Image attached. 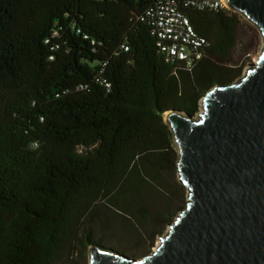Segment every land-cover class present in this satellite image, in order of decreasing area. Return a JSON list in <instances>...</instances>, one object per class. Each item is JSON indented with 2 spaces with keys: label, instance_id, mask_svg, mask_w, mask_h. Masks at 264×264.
<instances>
[{
  "label": "trees",
  "instance_id": "16d2710c",
  "mask_svg": "<svg viewBox=\"0 0 264 264\" xmlns=\"http://www.w3.org/2000/svg\"><path fill=\"white\" fill-rule=\"evenodd\" d=\"M154 2L0 0V264L84 258L102 246L99 207L165 223L178 157L163 114H194L226 82L214 58L228 59L240 15L185 9L208 42L187 70L140 19Z\"/></svg>",
  "mask_w": 264,
  "mask_h": 264
},
{
  "label": "water",
  "instance_id": "95a60500",
  "mask_svg": "<svg viewBox=\"0 0 264 264\" xmlns=\"http://www.w3.org/2000/svg\"><path fill=\"white\" fill-rule=\"evenodd\" d=\"M263 37L244 74L211 87L196 114H163L185 206L154 250L130 258L90 245L88 264H264V0H223Z\"/></svg>",
  "mask_w": 264,
  "mask_h": 264
},
{
  "label": "rangeland",
  "instance_id": "374dc122",
  "mask_svg": "<svg viewBox=\"0 0 264 264\" xmlns=\"http://www.w3.org/2000/svg\"><path fill=\"white\" fill-rule=\"evenodd\" d=\"M239 14V13H238ZM240 15V21L237 28L236 45L230 52L227 60L214 58V61L220 65L232 68L226 82H230L241 76L245 68L254 63L256 56L260 53L263 43V37L258 28ZM239 75L236 76V73ZM219 84V83H217ZM214 84L213 86L217 85ZM212 86V87H213ZM200 107V99L197 108ZM195 115H197L195 113ZM174 151L178 157V150L174 143ZM166 184L168 190H163L160 196L168 201L166 208L169 216L165 218V223H157L155 228H144L134 217L120 216L112 211L99 207L103 212L102 219L105 222L106 230L101 234L99 230L94 231V236L100 244L106 248L122 253L130 258H139L153 250L159 237L164 236L168 230L167 225L171 223L179 211L185 206L187 198V189L181 184L177 168L166 175ZM149 206L157 207V204L150 202ZM152 212V209L150 210ZM112 214V215H111ZM89 249L85 257L73 260H63L55 264H88Z\"/></svg>",
  "mask_w": 264,
  "mask_h": 264
},
{
  "label": "built area",
  "instance_id": "2783aa9c",
  "mask_svg": "<svg viewBox=\"0 0 264 264\" xmlns=\"http://www.w3.org/2000/svg\"><path fill=\"white\" fill-rule=\"evenodd\" d=\"M186 8L214 12L227 9L223 0H155L140 19L149 20L165 62H182L191 70L205 56L208 42L191 25Z\"/></svg>",
  "mask_w": 264,
  "mask_h": 264
},
{
  "label": "crops",
  "instance_id": "0c3cea01",
  "mask_svg": "<svg viewBox=\"0 0 264 264\" xmlns=\"http://www.w3.org/2000/svg\"><path fill=\"white\" fill-rule=\"evenodd\" d=\"M102 216H103V212L100 209H98L96 212L92 214V222L96 227V229L99 231L106 230L105 222L103 221Z\"/></svg>",
  "mask_w": 264,
  "mask_h": 264
},
{
  "label": "bare ground",
  "instance_id": "6f19581e",
  "mask_svg": "<svg viewBox=\"0 0 264 264\" xmlns=\"http://www.w3.org/2000/svg\"><path fill=\"white\" fill-rule=\"evenodd\" d=\"M257 56H258V55H257ZM257 56H256V58H257ZM256 58H255V61H256ZM255 61H254V62H255ZM158 244H159V243L157 242V244H156V245H158ZM154 248H155V247H153V250H154Z\"/></svg>",
  "mask_w": 264,
  "mask_h": 264
}]
</instances>
